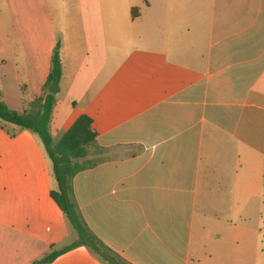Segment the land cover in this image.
Instances as JSON below:
<instances>
[{
	"label": "crops",
	"instance_id": "obj_1",
	"mask_svg": "<svg viewBox=\"0 0 264 264\" xmlns=\"http://www.w3.org/2000/svg\"><path fill=\"white\" fill-rule=\"evenodd\" d=\"M58 44L51 134L87 115L103 149L73 179L89 229L129 264H264V0H0L9 108L42 93ZM37 151L0 173V264H110L86 246L48 261L74 241L44 229L64 214Z\"/></svg>",
	"mask_w": 264,
	"mask_h": 264
},
{
	"label": "trees",
	"instance_id": "obj_2",
	"mask_svg": "<svg viewBox=\"0 0 264 264\" xmlns=\"http://www.w3.org/2000/svg\"><path fill=\"white\" fill-rule=\"evenodd\" d=\"M61 76L62 62L58 44L52 56L51 70L42 93L28 103L24 112L9 108L0 96V127L11 136H14V132L6 128L7 124H12L21 130H30L40 137L51 160L53 176L56 180V187L51 190L50 195L78 235V239L71 244L59 250H52L47 257L48 261L78 246H86L110 264H129L89 229L75 199L74 177L102 161V158L97 157L103 149L97 146V132L93 120L87 115H81L66 132L56 138L51 134L50 122L57 99L49 90L54 82L59 84Z\"/></svg>",
	"mask_w": 264,
	"mask_h": 264
},
{
	"label": "rangeland",
	"instance_id": "obj_3",
	"mask_svg": "<svg viewBox=\"0 0 264 264\" xmlns=\"http://www.w3.org/2000/svg\"><path fill=\"white\" fill-rule=\"evenodd\" d=\"M8 125H12V124H7L6 128ZM24 131L26 133H29L32 136L31 144H29L28 142L26 143L24 142L23 144L20 142L19 143L16 142V143H12L9 146V148H7V146H5L6 144H3V142H0V173H4L7 169H9L12 163H16V166H15L16 168L21 167L22 163L31 165L34 168L31 162V159H35L38 162L39 160L41 161V159L38 157L39 152L37 151V147H40L41 152H43L44 155H46V157L49 158L40 137L36 133L30 130H24ZM18 154H23V157H20V156L18 157ZM31 154L33 155V157L31 156ZM49 161L51 163L50 159ZM15 170L16 172L18 171V169H15ZM13 179H16V178H13ZM0 184H1V181H0ZM4 190L5 189L3 188V185L1 184L0 185V196L3 195ZM42 224L44 226V229L47 227L52 229L53 233L55 234V238L58 242H64L67 244V243H70L78 239L76 230L67 221V219L64 216L60 223L55 224L52 222V220H49Z\"/></svg>",
	"mask_w": 264,
	"mask_h": 264
},
{
	"label": "water",
	"instance_id": "obj_4",
	"mask_svg": "<svg viewBox=\"0 0 264 264\" xmlns=\"http://www.w3.org/2000/svg\"><path fill=\"white\" fill-rule=\"evenodd\" d=\"M49 92H50V94H52V95H56V93H57V83H56V82H54V83L52 84V87H51V89L49 90ZM44 262H47V259H44Z\"/></svg>",
	"mask_w": 264,
	"mask_h": 264
}]
</instances>
